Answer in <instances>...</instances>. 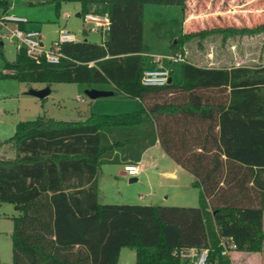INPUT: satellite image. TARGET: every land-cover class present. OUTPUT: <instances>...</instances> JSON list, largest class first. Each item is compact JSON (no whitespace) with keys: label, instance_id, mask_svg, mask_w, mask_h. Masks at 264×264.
<instances>
[{"label":"trees","instance_id":"trees-1","mask_svg":"<svg viewBox=\"0 0 264 264\" xmlns=\"http://www.w3.org/2000/svg\"><path fill=\"white\" fill-rule=\"evenodd\" d=\"M24 1L52 3L57 15L63 3L77 2L80 15L91 8L106 11L109 27L99 42L62 43L57 63L18 49L14 60L4 61L2 77L110 85L138 99L140 108L117 115L90 112L71 121L39 115L16 124L5 141L14 157L0 158V203L12 204L16 212L11 264H117L123 248L134 250L135 264H183L178 251L190 247L208 250L205 264H231L221 254V239L237 251L260 252L264 64L208 66L185 59L180 83L144 86L145 4L179 6L185 19L189 0ZM8 6L0 0L4 13ZM261 32L264 23L184 29L171 48L184 57L191 48L195 57L192 46L201 49L209 36L222 34L223 42L234 33ZM157 142L193 176L198 205L101 203V166L138 163Z\"/></svg>","mask_w":264,"mask_h":264},{"label":"rangeland","instance_id":"rangeland-1","mask_svg":"<svg viewBox=\"0 0 264 264\" xmlns=\"http://www.w3.org/2000/svg\"><path fill=\"white\" fill-rule=\"evenodd\" d=\"M222 2L221 0H218ZM241 0L242 8H259L251 14L219 15L217 19L209 16H194L188 27L183 25V11L176 5L147 4L144 12L143 60L147 63L152 57H161V64L172 72L173 83H180L181 62L186 60L208 66L264 64V32L253 34L234 33L222 42V34L209 36L201 41L203 45H193L186 50L187 55L180 56L181 62H173L171 44L181 36L184 29L196 30L213 25L255 26L264 23V0ZM9 10L15 17L28 20L30 27L40 30L43 36V49L49 50L57 40L60 27L75 34L76 37L92 42L101 41L106 31L92 30V25L81 17L75 16L80 10L77 2H65L57 15L52 3L28 5L24 0H8ZM227 5V1L224 2ZM244 3V4H243ZM203 4V3H202ZM198 5H201L200 3ZM204 5V4H203ZM222 3L220 4V6ZM99 9V8H98ZM86 12L103 13L102 10L89 9ZM2 14V12L0 11ZM6 13V12H5ZM241 13V12H238ZM8 14V13H6ZM11 15V14H10ZM68 15V18L66 17ZM0 49V158L14 157V151L5 141L10 138L20 121L33 120L39 115L56 120H81L90 112L97 115H117L139 110L140 103L124 95L101 97L94 100L85 95V89L91 88L82 83H52L50 93L44 98L29 94L31 89L46 86L43 83H24L9 77H2L4 61L15 58L17 45L7 39L2 40ZM178 56V55H177ZM98 88L107 85H96ZM142 171L137 181L129 182V175H120L122 166L104 164L97 176L98 195L101 203L109 204H156L168 206H197L199 189L192 185V178L180 172L176 179L162 178L161 172L176 167L159 146L147 150L141 159ZM155 192L152 195V192ZM16 214L10 203H0V264H11L12 216ZM264 229V215H263ZM264 249V247H263ZM230 259L232 253L227 254ZM232 255V256H231ZM120 264H135V252L124 248ZM184 264V263H183ZM231 264L232 260H231Z\"/></svg>","mask_w":264,"mask_h":264},{"label":"built area","instance_id":"built-area-1","mask_svg":"<svg viewBox=\"0 0 264 264\" xmlns=\"http://www.w3.org/2000/svg\"><path fill=\"white\" fill-rule=\"evenodd\" d=\"M80 17L84 22L92 25V30L100 29L101 31H106L109 27V18L106 13L85 12ZM26 22L27 20L23 17L0 13V41L7 39L10 43H16L17 50L24 49L25 53L32 58L43 56L47 62L57 63L63 57L60 50L62 43L80 42L83 40L61 28L57 33V40L53 42L49 50H45L43 49L41 32L35 29H26L24 27ZM20 24H23V27ZM171 60L173 62H181L182 58L174 56L171 57ZM170 76V70L161 64V57H152V66L142 71L140 83L144 86H164L168 84ZM123 169L127 175L136 176L140 172V165L139 163L126 164ZM220 244L222 246V255H227L236 248L234 243L227 242L226 239H221ZM178 255L183 261H188L190 264H205L208 250H200L195 247L183 248L178 251Z\"/></svg>","mask_w":264,"mask_h":264},{"label":"crops","instance_id":"crops-1","mask_svg":"<svg viewBox=\"0 0 264 264\" xmlns=\"http://www.w3.org/2000/svg\"><path fill=\"white\" fill-rule=\"evenodd\" d=\"M221 1L222 2H220L218 0H189L188 7H187V10H186V18L183 19V25L185 27H188L189 23L192 21L190 18L194 17V16H206L205 19H203L204 17L201 19V21L204 23V20H208V21L210 20L209 16L214 18V19H217V17L219 15L223 16V15H236V14L240 15V14H244V16H245L248 13L251 14V12H253V11L255 12V14L259 12V8H253V9L252 8H249V9L247 8L246 9V8L240 7V6H242V3L241 4H238V3L241 0H221ZM226 1H227V5L224 3ZM237 1H238V3L236 4ZM250 1H253V0L246 1L245 4L247 2H250ZM199 3L201 5H198ZM221 3H222V5L220 6ZM146 5L147 4H145V6H144V12H145ZM11 9H12V5L8 6V9H7L6 13L13 15L12 13L9 12V10H11ZM0 11L2 12V14L4 13L2 11V8H0ZM144 12H143V17H144ZM238 12H241V13H238ZM77 13H79V11ZM77 13L75 14V16H77ZM103 13L107 14L106 11H103ZM24 27L26 29L38 30L37 28L30 27V25L28 24V20L25 23ZM61 28H63V27H60L59 29H61ZM143 30H144V22H143ZM0 42L3 45V42L2 41H0ZM144 63H145L144 69L150 68L152 66V60L148 61L147 63L144 61ZM170 72H171V70H170ZM170 75H171V81H172V74H170ZM107 86L108 87L99 88V89L113 90L112 86H110V85H107ZM42 87H44V86H42ZM136 100L139 102L138 99H136ZM156 146L160 147L158 142L155 145H153L152 147H156ZM152 147H150V148H152ZM150 148H148L147 150H149ZM147 150H145L144 153ZM144 153H143V155H144ZM143 155H142V157H143ZM142 157H141V159H142ZM138 163L140 165V172H141L142 171L141 160ZM119 166H122V169H120L118 171V173L120 175H123V176L127 175L125 173L124 169H123L124 166L123 165H119ZM140 172H139V174H140ZM180 172H183V174H188V176H190L192 178V181H193V176L188 171H186L181 166H179L178 164H176V167L172 170V172L163 171L160 174H161V177L164 178V179H166V178L176 179L178 174H180ZM138 175H136V176H138ZM136 176H130V178L131 177H136ZM137 180L138 179L136 177V181ZM151 194L154 195L155 192L153 191ZM98 197H99V195H98ZM262 224H263V221H262ZM263 247H264V241H263ZM123 249L120 251L117 264H120V262H121L120 258L122 257ZM229 253L233 254V256L231 255L232 256L231 260H232L233 264H264V249L263 248H262V250L260 252H256V253L241 252V251H237V250H232ZM184 264H190V263L188 261H184Z\"/></svg>","mask_w":264,"mask_h":264},{"label":"water","instance_id":"water-1","mask_svg":"<svg viewBox=\"0 0 264 264\" xmlns=\"http://www.w3.org/2000/svg\"><path fill=\"white\" fill-rule=\"evenodd\" d=\"M77 16L80 17V13H77ZM170 82H171V76L168 79V83ZM84 92H85V95L91 100L101 98V97H111V96L119 95V92L116 90L99 89L96 87L87 88L85 89ZM28 93L38 98H44L50 93V88H49V85H46L40 89H31L29 90ZM134 181H136V177H131L129 179V182H134Z\"/></svg>","mask_w":264,"mask_h":264}]
</instances>
